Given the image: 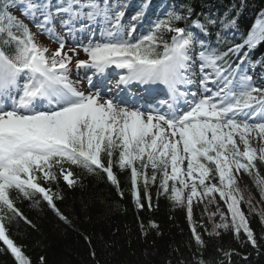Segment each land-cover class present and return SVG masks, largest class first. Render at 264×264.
<instances>
[{
  "label": "snow or ice",
  "instance_id": "1",
  "mask_svg": "<svg viewBox=\"0 0 264 264\" xmlns=\"http://www.w3.org/2000/svg\"><path fill=\"white\" fill-rule=\"evenodd\" d=\"M245 7L239 0L220 15L197 12L192 0H0V251L32 264L9 235L14 223L37 227L20 205L46 206L70 224L56 203L60 179L84 189L87 176H101L123 198L114 169L129 174L138 212L152 210V186L186 211L201 255L177 264H213L198 227L259 249L248 216L264 224V207L244 197L238 176L253 177L264 203V54L252 55L264 44V10L242 32ZM156 228L140 222L143 236ZM217 252L216 264L237 255Z\"/></svg>",
  "mask_w": 264,
  "mask_h": 264
},
{
  "label": "trees",
  "instance_id": "2",
  "mask_svg": "<svg viewBox=\"0 0 264 264\" xmlns=\"http://www.w3.org/2000/svg\"><path fill=\"white\" fill-rule=\"evenodd\" d=\"M172 2L173 0H153L154 4L160 6ZM192 3L197 12L203 9L222 15L233 3H239V0H192ZM245 4L239 19L242 32L250 30L257 15L264 10V0H245ZM261 54H264V44L252 55L255 58ZM257 168L261 178H264V165L258 162ZM73 171L78 175L82 172L78 168H73ZM114 171L121 182L123 198L101 176H87L84 189H69L63 179H60L59 185L64 199L57 200L56 203L71 220L70 224L61 221L46 206L32 209L27 201L20 205L25 215L32 219L37 227L33 229L23 222L14 223L9 227V235L22 247L32 264H40L41 256L45 258V264H168L169 261L171 264H177L179 259L190 262L193 254L197 257L201 255L197 252L184 209L174 208L163 195L157 197L156 187L152 186V210L145 206L138 212L131 196L129 174L119 169ZM247 176L248 179L242 186L244 197L247 199L251 196L258 208L264 207V203L257 204L261 197L253 177L248 174ZM55 187L53 185L54 190ZM93 201L105 202L110 210L103 212L101 205L91 203ZM84 202H90L91 207L85 210ZM219 203L226 211L223 201ZM241 207L248 215L247 204H242ZM210 210H214V207ZM203 211V205L194 206V221H201ZM248 218L261 245L259 249H253L250 245L242 247L230 231L217 238L207 236L204 229L198 227L206 243L202 250L203 258L216 264L220 259L217 248L225 251L233 249L237 255L232 256V264H264V239H261L264 237V224H261L256 214L249 215ZM141 221L145 225L149 221H155L158 228L149 230L147 236H143L140 232ZM204 223L207 224L206 219ZM208 227L210 229V225ZM85 237H88L91 243ZM3 247L0 242V248ZM243 255L248 256L247 261L241 259ZM0 264L16 262L10 253L0 251Z\"/></svg>",
  "mask_w": 264,
  "mask_h": 264
},
{
  "label": "rangeland",
  "instance_id": "3",
  "mask_svg": "<svg viewBox=\"0 0 264 264\" xmlns=\"http://www.w3.org/2000/svg\"><path fill=\"white\" fill-rule=\"evenodd\" d=\"M157 14H159V13H157ZM155 17L153 16V19H154ZM34 31H35V29H33ZM37 39H38V42H40V43H42V44H44V45H46V46H48V47H50V48H52V49H55L58 45H56L55 43H53L52 41H50V40H48L45 36H43V35H39L38 37H37ZM80 58L81 59H83V58H85V56H84V54L81 52V54H80ZM75 77V76H74ZM252 146L253 147H255V148H257V149H259V147H260V145L258 144V143H256L255 141H253V143H252ZM264 165V164H263ZM185 166H186V162H185ZM248 179V176H247V173H243V172H241V174L238 176V186H239V188L241 189V191H242V193L244 192L243 190V188H242V186H244L245 185V180H247ZM187 194V192L185 193V195ZM217 199H218V197H217Z\"/></svg>",
  "mask_w": 264,
  "mask_h": 264
},
{
  "label": "bare ground",
  "instance_id": "4",
  "mask_svg": "<svg viewBox=\"0 0 264 264\" xmlns=\"http://www.w3.org/2000/svg\"><path fill=\"white\" fill-rule=\"evenodd\" d=\"M161 87H163V86H161ZM83 90H87V85L86 84L83 86ZM161 96H163V93H161Z\"/></svg>",
  "mask_w": 264,
  "mask_h": 264
}]
</instances>
